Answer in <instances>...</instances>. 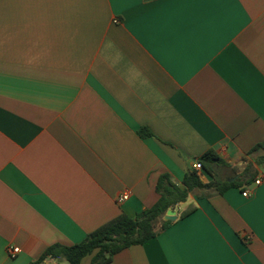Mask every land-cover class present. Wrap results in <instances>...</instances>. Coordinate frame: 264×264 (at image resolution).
Returning <instances> with one entry per match:
<instances>
[{
    "label": "crops",
    "instance_id": "1",
    "mask_svg": "<svg viewBox=\"0 0 264 264\" xmlns=\"http://www.w3.org/2000/svg\"><path fill=\"white\" fill-rule=\"evenodd\" d=\"M263 142L264 0H0V264L80 244L194 171L237 185L194 190L110 264H264Z\"/></svg>",
    "mask_w": 264,
    "mask_h": 264
},
{
    "label": "trees",
    "instance_id": "2",
    "mask_svg": "<svg viewBox=\"0 0 264 264\" xmlns=\"http://www.w3.org/2000/svg\"><path fill=\"white\" fill-rule=\"evenodd\" d=\"M144 135L148 132L144 131ZM264 150V142L258 144L252 153ZM202 164L204 170L212 174L207 165H223L225 162L215 153L209 152L197 160ZM236 183L214 181L204 184L197 172L186 175L182 185L172 182L170 176H162L158 182L157 190L160 200L151 208L144 210L132 218L125 214L102 226L80 244L73 246L55 245L47 251L40 260L31 264H43L47 257L58 261H66L67 264H82L87 257L91 258L90 264H110L114 257L122 251L133 246H141L154 239L160 232L164 231L170 222L163 218L169 210H176L178 205L185 203L194 190H211L223 194ZM195 207H189L181 213L184 219L195 211ZM158 224H161L158 227Z\"/></svg>",
    "mask_w": 264,
    "mask_h": 264
},
{
    "label": "built area",
    "instance_id": "3",
    "mask_svg": "<svg viewBox=\"0 0 264 264\" xmlns=\"http://www.w3.org/2000/svg\"><path fill=\"white\" fill-rule=\"evenodd\" d=\"M194 168H195V170H197V171H201V170L203 169L202 164L199 163V162H196V163L194 164ZM261 183H262V178H258V179L256 180V182H255L256 185H260ZM130 196H131V194H130L129 191L123 193V194L119 197V199H118L119 203H120V204H123L124 202L128 201V200L130 199ZM244 196H248V192L244 193ZM20 253H21V250H20L19 247H16V246H9V247H8V254H9V256H10L11 258H13V259L17 258V256H18Z\"/></svg>",
    "mask_w": 264,
    "mask_h": 264
},
{
    "label": "water",
    "instance_id": "4",
    "mask_svg": "<svg viewBox=\"0 0 264 264\" xmlns=\"http://www.w3.org/2000/svg\"><path fill=\"white\" fill-rule=\"evenodd\" d=\"M178 219L176 212L173 210H169L166 214V216L164 217L165 221H170V222H174Z\"/></svg>",
    "mask_w": 264,
    "mask_h": 264
},
{
    "label": "rangeland",
    "instance_id": "5",
    "mask_svg": "<svg viewBox=\"0 0 264 264\" xmlns=\"http://www.w3.org/2000/svg\"><path fill=\"white\" fill-rule=\"evenodd\" d=\"M90 262H91V258L90 257H87L86 259H84V261H83L82 264H90ZM56 264H61V263H56Z\"/></svg>",
    "mask_w": 264,
    "mask_h": 264
}]
</instances>
